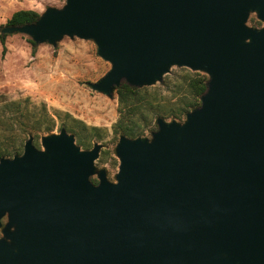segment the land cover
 I'll list each match as a JSON object with an SVG mask.
<instances>
[{"label":"water","instance_id":"1","mask_svg":"<svg viewBox=\"0 0 264 264\" xmlns=\"http://www.w3.org/2000/svg\"><path fill=\"white\" fill-rule=\"evenodd\" d=\"M1 33L93 40L110 97L173 65L209 79L186 121L120 137L116 181L64 127L2 157L0 264H264V0H66Z\"/></svg>","mask_w":264,"mask_h":264},{"label":"rangeland","instance_id":"2","mask_svg":"<svg viewBox=\"0 0 264 264\" xmlns=\"http://www.w3.org/2000/svg\"><path fill=\"white\" fill-rule=\"evenodd\" d=\"M65 2L0 0V32L17 10L33 9L42 14L50 6L63 7ZM255 20L260 21L253 11L248 25H263L262 21V25H256ZM110 68L111 63L97 54L93 40L65 36L57 45L34 44L30 35L12 33L7 34L4 44L0 38V151L4 152L3 157L23 154L30 136L38 148L45 149L42 138L58 134L64 127L75 135L76 143L83 150L92 149L95 143L102 144L95 164L98 170L105 168L108 178L116 181L120 158L115 149L122 136L114 131L120 117L118 95L114 92V97H110L89 86V82L98 81ZM197 72L206 74L173 65L162 81L144 87L157 91L159 106L172 113L193 98L188 82L191 77H197ZM186 114L181 118L171 114L157 116L140 137L152 138V132L158 129L155 125L158 117L184 122ZM81 123L86 128L82 129ZM47 126H52V130H45ZM78 131L86 145L80 142ZM92 179L99 180L97 175Z\"/></svg>","mask_w":264,"mask_h":264},{"label":"trees","instance_id":"3","mask_svg":"<svg viewBox=\"0 0 264 264\" xmlns=\"http://www.w3.org/2000/svg\"><path fill=\"white\" fill-rule=\"evenodd\" d=\"M40 16L41 14L33 9H20L13 13L7 25H23L25 23L35 22ZM255 24L262 25L258 20H255ZM6 36L7 34L0 32V38L4 44ZM196 76L191 77L188 82L193 98L185 102L183 107L172 113H167L165 109L159 106V94L157 91H151L150 87H133L128 83H123L115 90L119 99L120 117L114 125V131L121 135L137 138L146 132L147 127L157 116L171 114L173 117L181 118L184 113L200 105L201 95L207 90L208 75L197 72ZM81 124L82 129L86 128L85 123ZM155 125L157 126V122ZM92 129L99 130L97 127H92ZM45 130H52V126L45 127ZM76 134L79 135L80 142L86 145L81 132L78 131ZM3 156L4 152L0 151V159ZM93 181L98 183V180Z\"/></svg>","mask_w":264,"mask_h":264},{"label":"flooded vegetation","instance_id":"4","mask_svg":"<svg viewBox=\"0 0 264 264\" xmlns=\"http://www.w3.org/2000/svg\"><path fill=\"white\" fill-rule=\"evenodd\" d=\"M4 219H6L5 221H3L4 223H6L7 222V217H5Z\"/></svg>","mask_w":264,"mask_h":264}]
</instances>
